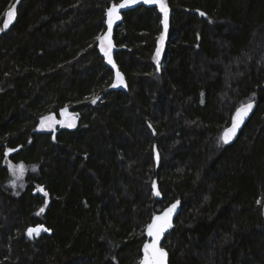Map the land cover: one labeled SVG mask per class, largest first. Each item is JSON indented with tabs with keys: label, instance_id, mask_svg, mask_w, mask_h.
Wrapping results in <instances>:
<instances>
[{
	"label": "trees",
	"instance_id": "16d2710c",
	"mask_svg": "<svg viewBox=\"0 0 264 264\" xmlns=\"http://www.w3.org/2000/svg\"><path fill=\"white\" fill-rule=\"evenodd\" d=\"M120 1L0 0V264H138L177 199L169 264H264V0H163L167 31L157 5L123 12L126 89L98 39Z\"/></svg>",
	"mask_w": 264,
	"mask_h": 264
},
{
	"label": "snow or ice",
	"instance_id": "6c2138e0",
	"mask_svg": "<svg viewBox=\"0 0 264 264\" xmlns=\"http://www.w3.org/2000/svg\"><path fill=\"white\" fill-rule=\"evenodd\" d=\"M129 2H134V0H125L124 3H121L119 5L112 4V6L107 9L109 33L111 31L112 23L115 20H118L120 18L119 9L126 7ZM145 2L146 3L152 2V0H145ZM157 2L160 3V11L164 14L163 24H164L165 31H167V28H168V7H167L166 3L163 2V0H157ZM200 14L205 15L204 13H200ZM7 27H8V23L5 22L4 28L6 29ZM98 39L103 40L104 38L98 37ZM159 39L161 42H163V40H164V34L163 33L161 34ZM110 49H111V41L110 40H109L108 49H105L103 47V44L101 45V51L104 52V55L108 57V62L110 64H113V66L115 67L114 62L112 61V58L110 55ZM159 52H160V50L158 48L157 53H156L157 67H159V59H158L159 58ZM116 77H117L118 83L123 84V77L119 73V71H117ZM113 86H115V85H113ZM96 99H98V97L94 98L92 100V103H96ZM251 109H252V103L251 102H249L247 105H241L240 108H237L235 117L232 120L231 127L226 128L224 130L223 134L219 138L218 143L227 144L233 139V137L236 135L238 128L240 127V124L243 122L244 118L248 115V112ZM52 119L53 118L51 116L41 117V126H45V122L52 120ZM49 126H51V125H49ZM68 126L72 127L73 125L69 124ZM149 127H151V125H149ZM9 151H12V150L10 149ZM33 170L35 171V168H33ZM19 171L21 174L23 173V171H24L23 165L19 166ZM14 184H15V182L13 181V185ZM153 187H155V182H153ZM40 191H43V189H40ZM45 195H47V194L45 193ZM156 195H159L158 191L156 192ZM178 204H179V201L172 204L171 207H169L167 210H165V212L163 214L155 216L153 218L152 223H150L147 226V231H148L149 236L154 237L155 240L158 241L160 236L165 232V230L167 228L171 227V217H172V214L175 212ZM40 211L43 212L44 209L41 208ZM47 230L48 229H43L42 227H40V228H29L28 229V235L32 236L34 232L38 234L39 231H47ZM144 248H145L146 255H145V259L142 261V264H164V259H165L167 254L163 249L158 248L156 246L155 242L152 244H145ZM149 249L152 250L151 253L148 252Z\"/></svg>",
	"mask_w": 264,
	"mask_h": 264
},
{
	"label": "water",
	"instance_id": "95a60500",
	"mask_svg": "<svg viewBox=\"0 0 264 264\" xmlns=\"http://www.w3.org/2000/svg\"><path fill=\"white\" fill-rule=\"evenodd\" d=\"M124 2H125V0H121L119 3H117V5H119L121 3H124ZM142 4H146V5H149V6L157 5V6L160 7V3L157 2V0H152V2H147V3L145 2V0H134V2H129L126 7L119 9V16H120V18L118 20H115L112 23L110 33H109V26H108V15H107V18H106L107 29H106V31H105V33L103 35V38H104L103 40H104V42H106V44L108 45V47H109V40L111 41L110 55H111L112 61L114 62L115 67L113 66V64H110L108 62V57L104 55V52H103V55L105 57V61H106L107 65H109L110 67L114 68V70H115V77H116L117 71H119V73L123 77V84H120V83L115 84V86H117L119 88H125L126 89L128 87V84H127L125 75L120 70V68H119V66H118V64H117V62L115 60V57H114V52L116 50V44H115V40H114L115 29L118 26V24L122 21V18H123L122 17L123 16L122 14H123V12H125V11H127L129 9H133V8L139 6V5H142ZM17 5H18V3H17ZM116 81H117V77H116ZM250 102L252 103V109L248 112V115L244 118L243 122L240 124V127L238 128V130L236 132V135L233 137V139L229 143H227L228 145L229 144H232L233 142H235L237 140V138L239 137L242 129L244 128V126L246 125V123L248 122V120L253 115V113H254V111L256 109V101H250ZM248 103L249 102H247L245 104H242V105H247ZM240 107H241V105L238 108H240ZM236 110H235V112H234V114L232 116L230 125L228 127H226V128L231 127L232 120H233V118L235 117V114H236ZM72 114H73V111H72V106L71 105H67L64 108H62V110H61V118L59 120V123L60 124H65L68 121V119L72 116ZM156 162H157V165L160 164V154H159V152H158L157 149H156ZM153 188H154V193L155 194H156L157 191L159 192V195H156V196L160 198L161 197V192H160L159 184H158L157 180H155V187H153ZM177 201H179V204L177 205V208H176L175 212L172 214V217H171V227L170 228H167L165 230V232L160 236V238H159L158 241L155 240L154 237L148 235V231H147V227H146V232L145 233H146V238L147 239H146V241L144 242V244L142 246V258H141V260L139 261L138 264H142V261L145 259V255H146L145 248H144L145 244H152L154 242L156 243V246L158 248L163 249L166 252L167 255H166L165 259H164V264H169L170 253H169L168 249L164 246V241H165L166 236L175 227L176 219H177V217L180 214L181 209H182V201H181V199L175 200L174 202H172L171 204H169L167 207H165L161 212H158V213L154 214V216L152 217V219L150 221V223H152L153 218L155 216H158V215L163 214L165 212V210H167L169 207H171L172 204L176 203ZM151 251H152L151 249L148 250L149 253H151Z\"/></svg>",
	"mask_w": 264,
	"mask_h": 264
},
{
	"label": "rangeland",
	"instance_id": "374dc122",
	"mask_svg": "<svg viewBox=\"0 0 264 264\" xmlns=\"http://www.w3.org/2000/svg\"><path fill=\"white\" fill-rule=\"evenodd\" d=\"M164 2V1H163ZM12 15V14H11ZM10 15V17H12ZM104 35V34H103ZM103 35H101L100 36V38H103ZM160 41V40H159ZM166 41H167V39L164 37V40H163V42H161L160 41V46H159V50H160V52H159V56H161L162 57V55H163V53H164V49H165V43H166ZM100 43H101V45L103 44V47L105 48V49H108V45L106 44V42H104V40H101L100 39ZM68 123H71V121H69ZM50 128H53V125H51L50 126ZM20 165H23V164H12V163H9L8 164V168L10 169V172H11V176H12V182L14 181L15 182V184L16 183H18V181L19 180H21L22 179V177L24 176V174H25V166H24V171H23V173L21 174L20 173V171H19V166ZM15 173V174H14ZM39 234V233H38ZM33 235H37V233H33ZM32 235V236H33Z\"/></svg>",
	"mask_w": 264,
	"mask_h": 264
}]
</instances>
